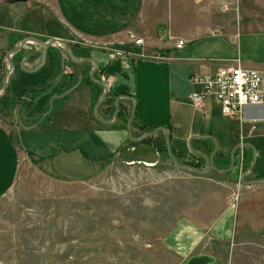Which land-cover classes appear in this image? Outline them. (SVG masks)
<instances>
[{"label": "crops", "instance_id": "0c3cea01", "mask_svg": "<svg viewBox=\"0 0 264 264\" xmlns=\"http://www.w3.org/2000/svg\"><path fill=\"white\" fill-rule=\"evenodd\" d=\"M228 4V9H223ZM161 26L165 31L160 34ZM130 33L144 39V44L137 46L139 50ZM28 36L45 41L60 38L88 47L98 61L99 80L115 100L122 97L123 113L134 109L131 129L139 140L130 144L128 126L114 120L111 103H102L98 113L114 123L95 117L91 110L95 93L82 81L65 100L54 101L52 110L41 114L38 121L35 115L21 113L27 126L24 129L18 119L24 91L46 82L51 67L48 59L41 62V45L28 41L20 49L22 59H18V51L11 55L14 72L5 93L4 78L0 80V193L14 184L20 159L57 177L79 181L116 155L129 164L156 163L150 169L159 168L166 134L179 163L193 168L197 165V170H206L207 162L196 151L210 156L217 145L214 164L227 169L231 151L243 142L256 149L255 153L247 147L253 161L256 157L252 171L240 166L239 154L229 172L211 169L196 174L173 163L178 172L210 186L203 219L185 220L183 234L198 235L203 229L205 234L227 238L237 231V225L245 223L254 232L262 231L264 183H243L241 176L245 172L248 182L264 178V104L245 107L242 119L223 115L208 97L198 107L190 94L200 90V85L189 78L236 64L264 72V0H0V53L6 55ZM178 39L185 41L184 47L176 46ZM115 46H122L118 49L124 54H115ZM23 59L24 68L31 72L22 68ZM8 67L7 63L6 72ZM67 72L34 100L35 110L58 91H65L75 79ZM13 117L19 127L10 124ZM226 122L235 126L228 133ZM16 126L21 128L18 133ZM160 127L166 131L158 130ZM153 131L157 132L146 134ZM148 137L152 140L145 141Z\"/></svg>", "mask_w": 264, "mask_h": 264}, {"label": "rangeland", "instance_id": "374dc122", "mask_svg": "<svg viewBox=\"0 0 264 264\" xmlns=\"http://www.w3.org/2000/svg\"><path fill=\"white\" fill-rule=\"evenodd\" d=\"M70 44L78 58L94 56L88 47ZM59 47L52 50L58 55L53 65L62 75L72 67ZM73 70L76 75L83 71L91 88L85 80L89 67ZM47 107L35 113L24 106L22 113L37 121ZM15 120L10 124L19 127ZM128 120L120 116L117 123L126 126ZM230 127L235 128L226 122L227 133ZM26 160H19L10 190L0 193V264H264V235L249 224L237 225L227 238L203 229L198 235L183 234L185 220L203 219L210 186L178 172L168 153L162 152L157 169H150L156 163L129 164L116 155L79 181ZM237 199L238 194L234 203Z\"/></svg>", "mask_w": 264, "mask_h": 264}, {"label": "built area", "instance_id": "2783aa9c", "mask_svg": "<svg viewBox=\"0 0 264 264\" xmlns=\"http://www.w3.org/2000/svg\"><path fill=\"white\" fill-rule=\"evenodd\" d=\"M228 6L224 5L223 9H228ZM129 38L135 46L144 44V39L134 33H130ZM184 45L185 41L178 39L176 46L182 48ZM113 52L124 54L121 49H113ZM189 81L200 85V90L190 94L194 105L202 107L208 97L220 107L223 115L230 118L242 119L245 107L264 104V72L241 64L222 67L208 75H192ZM237 157L242 167L245 162L244 147Z\"/></svg>", "mask_w": 264, "mask_h": 264}, {"label": "water", "instance_id": "95a60500", "mask_svg": "<svg viewBox=\"0 0 264 264\" xmlns=\"http://www.w3.org/2000/svg\"><path fill=\"white\" fill-rule=\"evenodd\" d=\"M21 15H22V14H21ZM18 17H20V15H19ZM18 17H17V18H18ZM30 40H32V41H36V42L42 44L45 48L50 47V46H51L53 43H55V42L62 43V44L64 45V47H65L67 53L69 54V56L71 57V59H72L74 62H77V63H84L85 61H88V60H89V61H92L93 64H94V67H93V69H92V71H91V73H90V78H91V80H92L94 83L103 86L104 89H105L104 93L99 97V99H98V101H97V103H96V105H95V107H94V115H95V117H96L97 119H99L100 121H103V122H106V123H109V124H110V123H114V121H113V122L105 121L104 119H102V118L99 116V114H98V112H97V111H98V107H99V105H100L102 99H103V98L106 96V94L108 93V86H107L104 82H101V81L95 79V77H94V73L98 70V67H99L98 61H97L95 58H85V59H83V60H78V59H76L75 56H74L73 53H72V50H71L69 44H68L65 40H63V39L53 38V39H51L50 41L45 42V41H42L41 39H38V38H35V37H26V38L22 39V40H21V41H20V42L14 47V48L10 49V50L6 53V58H7L8 63H9V70H8V73L6 74V76H5L4 79H3V82H4L3 93L6 92L7 86H8L9 81H10V77H11L12 73L14 72V62H13L12 59H11V54H13V53L16 52L17 50H19L21 47H23V45L25 44L26 41H30ZM42 53H43V61H42V64H43V63L45 62V60H46V49H43V50H42ZM24 63H25V62L23 61V63H22V68H23L24 70H27V69L24 68ZM27 71H28V70H27ZM79 83H80V81H79L77 84L73 85L70 89H68L63 95H59V96L55 95V96H53V97L51 98V100H50V109H49V112H50V111L52 110V108H53V99H54L55 97H56V98H62V97H65V96H66L67 94H69L74 88H76V86H77ZM121 98H122L121 96H118V97L116 98V100H115V103H116V111H115V114H114V118H115L114 120L117 119V113H118V109H119V100H120ZM127 98H130V97L127 96ZM132 100H134V99L132 98ZM18 118H19V122L22 124V121H21V118L19 117V115H18ZM133 118H134V109H133V111H132V113H131V116H130V119H129L128 123H127V126H128V136H129V139H130L131 141L135 142V141H138L139 139H138V138H134L133 135H132L131 121L133 120ZM22 125H23V124H22ZM158 130L166 131V129H165L164 127H160ZM155 132H157V131L148 132V133H146V134H147V135H153ZM216 144H217V143H216ZM166 145H167V152H168V155H169V157L171 158V160L173 161V163H174V165H175L176 167L181 168V169L189 170V171H191V172H193V173H196V174H205V173H208L211 169H212V170L219 171V172H229V171L233 170L234 167H235V165H236V164H235V163H236V151H237L239 148L241 149V147H244V148H246V147H250V148H252L253 151L256 153V149L254 148L253 145H251V144H246V143L238 144V145H236V146L234 147V149L231 151V164H230V167L227 168V169H219V168H217V167L215 166V164H214V154H215V152L217 151V145H216V147H215L213 153H212L210 156H208L207 154H205V153H203V152L196 151V153H198V154H200L201 156H203V157L205 158L206 162H207V169H206V170H197L196 168H193V167H191V166L183 165V164H180V163H179L178 159L176 158V156L174 155V153H173V151H172V147H171V144H170V141H169V138H168V135H167V134H166ZM238 152H239V151H238ZM255 159H256V157H254V161H253L252 164L250 165L249 171H252V169H253V167H254V165H255ZM244 175H245V172H244L243 175L241 176V180H242L243 183H247V184H262V183H264V178H263V179H258V180H256V181H250V182L245 181V180H244Z\"/></svg>", "mask_w": 264, "mask_h": 264}, {"label": "flooded vegetation", "instance_id": "af4514ba", "mask_svg": "<svg viewBox=\"0 0 264 264\" xmlns=\"http://www.w3.org/2000/svg\"><path fill=\"white\" fill-rule=\"evenodd\" d=\"M28 37H35V36H28ZM26 38V37H25ZM35 38H38V37H35ZM38 39H41V38H38ZM53 39V38H52ZM60 39V38H59ZM42 41H45V40H43V39H41ZM51 40V39H50ZM50 40H47V41H50ZM47 41H45V42H47ZM26 42H28V41H26ZM25 42V43H26ZM29 42H34V43H37V44H39V45H41V49H40V53H41V55H42V61H43V53H42V50L43 49H46V60L48 59L49 60V62H50V70L53 68L54 69V65H52V57H55V59H53V61L54 60H58V55H57V53L56 52H52V50L54 49V48H56V47H58L57 45H59L60 47H59V49L64 53V56H66L65 57V59L67 60V62H69L70 64H71V67H72V69H70V70H67L68 72V76H76V78L74 79L75 81H73L72 82V84H71V87L73 86V85H75L77 82H84V79H83V71H81V73L80 74H78V75H76V72H74V66L75 65H83V64H86V63H88V64H92V66H90L89 67V75H87V76H89V78H90V73H91V71H92V69H93V67H94V64H93V62L92 61H85L84 63H77V62H74L72 59H71V57L69 56V54L67 53V51H66V49H65V47H64V45L62 44V43H58V42H55V43H53L50 47H48V48H45L42 44H40V43H38V42H36V41H32V40H30ZM67 42V41H66ZM68 44H69V46H70V48H72V44H70L69 42H67ZM55 46V47H54ZM22 48V47H21ZM20 48V49H21ZM20 49L19 50H17L18 51V59H22V57H23V53H22V51H20ZM72 50V49H71ZM8 52V51H7ZM72 53H73V51H72ZM3 55L4 56V72H5V75L2 77V79L6 76V74L8 73V71L6 72V65H7V63H8V60H7V58H6V55H5V53L4 52H2L1 51V53H0V55ZM12 55V54H11ZM73 55L75 56V58L76 59H78V60H83V59H85V58H94V57H84V58H81V59H79L74 53H73ZM12 59V58H11ZM46 60H45V62H46ZM12 61H13V59H12ZM25 62L26 63V60H22V62ZM41 61V62H42ZM44 62V63H45ZM66 62V61H65ZM65 62H64V64H65ZM24 63V64H25ZM43 63V64H44ZM54 64V63H53ZM63 64V63H62ZM8 65H9V63H8ZM78 66V67H79ZM80 68H82V67H80ZM26 69V68H25ZM8 70H9V67H8ZM55 70V69H54ZM29 72H31L30 70H28ZM33 71V70H32ZM99 72H100V69H99V67H98V70L94 73V77H95V79H97L96 78V75H98L99 76ZM60 75V74H59ZM73 79V78H72ZM91 79V78H90ZM97 80H99V79H97ZM92 81V80H91ZM99 81H101V80H99ZM102 82V81H101ZM45 83V82H44ZM44 83H42V84H40V85H37V84H35L34 86H32L31 88H29L27 91H30V93H32V92H36V91H40V93L41 94H43V92L44 91H46L49 87H48V85H44ZM98 85V84H97ZM51 86V85H50ZM101 86V85H100ZM67 87H70V85H67L66 87H65V91H59L57 94H55V95H57V96H59V95H63L67 90H66V88ZM70 87V88H71ZM103 87V86H102ZM69 88V89H70ZM104 91H105V89H104V87H103V92H102V94L104 93ZM29 93V94H30ZM40 93L38 94V96L40 95ZM108 93H109V88H108ZM108 93L106 94V96L102 99V101H101V103H100V105L102 104V103H105V101L106 100H104L107 96H108ZM101 94V95H102ZM55 95H53V96H55ZM100 95V96H101ZM38 96H36L34 99H33V103H32V108H31V110L32 111H34L35 109L33 108V104H34V100L38 97ZM52 96V97H53ZM99 96V97H100ZM51 97V98H52ZM99 97H98V99H99ZM25 98H27V99H29L28 97H25V94H24V97L21 99V101H20V105H19V110H18V115H19V117L21 118V113H22V109H24V106H25ZM51 98H50V100H51ZM62 98H64V97H62ZM62 98H54L53 99V106H54V101L56 100V99H62ZM98 99L96 100V102L94 103V106H93V108L95 107V105H96V103H97V101H98ZM50 100H49V102H48V107H47V109H46V111H48L49 109H50ZM116 104V103H115ZM99 105V106H100ZM111 105V104H110ZM119 107H120V102H119ZM39 110V109H38ZM45 111V112H46ZM116 111V110H115ZM118 111H119V109H118ZM44 112V113H45ZM97 112H99V107H98V111ZM112 112H113V107H112ZM99 114V113H98ZM115 114V112L113 113V115ZM118 114V113H117ZM45 117H46V115H45ZM19 119V118H18ZM21 121H22V124L24 125V121H23V119L21 118ZM37 121H38V119H37ZM110 122V121H109ZM21 124V123H20ZM240 144H243V142L242 143H240ZM242 148V147H241ZM247 148V147H246ZM244 150H245V148H244ZM238 151H240V148L236 151V155H238ZM215 156V155H214ZM245 159H244V161L246 160V155H245V157H244ZM244 164H245V162H244ZM244 164H243V166H244ZM230 167V164L229 165H227V167L226 168H229ZM258 235L260 234V235H264V231L263 232H260V233H257Z\"/></svg>", "mask_w": 264, "mask_h": 264}, {"label": "trees", "instance_id": "16d2710c", "mask_svg": "<svg viewBox=\"0 0 264 264\" xmlns=\"http://www.w3.org/2000/svg\"><path fill=\"white\" fill-rule=\"evenodd\" d=\"M158 33H163V31L161 30V28L158 29ZM117 48H123L122 46H115ZM53 59H55V57H52V65L53 63L56 61ZM76 66H79V65H76ZM90 67L92 66V64H83V65H80L79 67H82V68H85V67ZM4 56L1 54L0 55V80L2 79V77L5 75V72H4ZM60 73L56 72L53 68L50 70L49 72V75L47 77V80L46 82L44 83V85H48V87L54 82L55 78L59 76ZM96 78L99 79V76L96 75ZM86 82L92 87L95 95H94V103L96 102V100L98 99V97L102 94L103 92V87L100 86V85H97L96 83H94L93 81H91V79L89 78V76H87V78H85ZM71 81V80H70ZM69 81V83H70ZM68 83V84H69ZM72 84V83H71ZM71 84L70 87H71ZM70 87H67V89H69ZM30 91H27L25 90L24 91V94H25V97H28L29 99L25 98V108L27 110H29L31 107H32V103H33V99L38 96V94L40 93V91H36V92H32L30 93ZM66 97L62 98V99H59V100H65ZM106 100L105 102H108L109 104L112 102V107H113V113L115 112L116 110V104H115V97L113 96V94L109 91L108 93V96L104 99ZM55 101H58V99H56ZM49 108V107H48ZM123 109H124V106L123 104L120 102V107H119V111H118V114H117V119H119L120 116H122V118L125 116V115H128V119L130 118L131 116V111L129 110L128 113H123ZM31 110V109H30ZM41 111V109L39 110H36V111H32V112H35V113H39ZM46 111V110H45ZM45 111H43L41 114H43ZM131 124L133 125L134 124V120L131 122ZM152 137H148L146 139H144L145 141H149ZM143 140V141H144ZM152 140V139H151ZM131 144H137V142H132L130 141ZM153 146V145H152ZM160 150L162 152H164L165 154H167V145L166 143H163V145H161L160 147ZM173 151V150H172ZM245 155H246V160H245V164H244V170L247 171L253 161V153H252V150L249 149V148H245ZM179 161V160H178ZM193 166V165H192ZM191 166V167H192ZM194 168H197V165L196 167Z\"/></svg>", "mask_w": 264, "mask_h": 264}]
</instances>
